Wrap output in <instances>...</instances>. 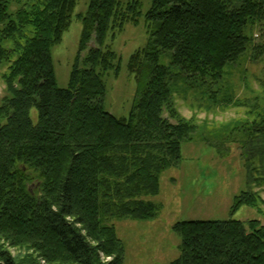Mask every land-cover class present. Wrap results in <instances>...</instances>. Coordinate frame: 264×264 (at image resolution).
I'll return each instance as SVG.
<instances>
[{
	"label": "trees",
	"instance_id": "trees-1",
	"mask_svg": "<svg viewBox=\"0 0 264 264\" xmlns=\"http://www.w3.org/2000/svg\"><path fill=\"white\" fill-rule=\"evenodd\" d=\"M77 1L0 0V237L47 263L123 264L124 245L107 220L155 218L161 205L144 196L159 192L160 175L179 163L182 142L197 130L178 112L174 94L179 86L216 84L250 44L253 59L264 62V0H149L144 16L143 0H88L76 14L79 52L60 88L51 47ZM142 16L152 25L149 40L129 56L127 70L137 82L147 80L128 116L117 117L104 107V75L120 71L107 40ZM254 27L261 36L253 43ZM222 103L248 108L234 127L245 135L247 189L234 196L233 213L263 203L252 185L264 190V112L249 99ZM173 230L180 253L169 264H264L258 219L184 220ZM0 264L18 263L0 249Z\"/></svg>",
	"mask_w": 264,
	"mask_h": 264
},
{
	"label": "rangeland",
	"instance_id": "rangeland-1",
	"mask_svg": "<svg viewBox=\"0 0 264 264\" xmlns=\"http://www.w3.org/2000/svg\"><path fill=\"white\" fill-rule=\"evenodd\" d=\"M87 3L88 0L77 1L69 27L64 31L61 41L51 47L56 84L60 88L68 86L79 52L82 22L76 18V14L85 12ZM149 4V0L142 1L143 16ZM17 6L12 4L11 10H15ZM143 16L141 20L138 19L137 24L128 22L114 38L107 40L118 56L120 71L118 77L111 71L104 75V107L117 117L128 116L140 87L147 80L143 76L137 82L127 70L129 56L138 48L144 47L149 40L148 29L152 25L146 23ZM248 34L253 43L259 41L261 36L258 27L252 28ZM253 53V46L250 44L236 63L225 68L222 79L216 84L208 81L206 85L187 86V89L178 87L179 92L174 94L177 110L183 117L193 119L197 130L192 134L191 140L182 142L179 163L160 175L159 192L144 196L161 205L158 215L149 220H107L109 225L115 227L117 236L124 245L123 264H169L177 258L181 239L174 232L173 225L178 221L258 219L264 226V190L258 185L252 186L260 194L263 203L257 207L242 205L231 212L234 196L247 189V172L240 156V141L245 139V135L234 127L238 121L247 119L248 108L222 103L226 97L249 99L251 104L258 105L259 114L264 112V62L253 59ZM85 54L86 50L81 55ZM167 62V56L163 55L160 63ZM2 71L3 67H0V100L5 91ZM30 114L35 123L36 110L32 109ZM252 119L254 117L250 121ZM35 184L36 179L29 182V187L32 188ZM5 220L8 221V218ZM0 249L8 251L18 264H67L47 263L37 251L27 245H11L1 237ZM101 258L103 262L110 260V257Z\"/></svg>",
	"mask_w": 264,
	"mask_h": 264
},
{
	"label": "water",
	"instance_id": "water-1",
	"mask_svg": "<svg viewBox=\"0 0 264 264\" xmlns=\"http://www.w3.org/2000/svg\"><path fill=\"white\" fill-rule=\"evenodd\" d=\"M90 45L92 46V45H93V43H90Z\"/></svg>",
	"mask_w": 264,
	"mask_h": 264
}]
</instances>
